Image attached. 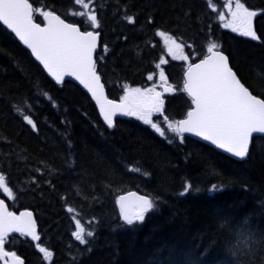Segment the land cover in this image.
<instances>
[{
	"label": "trees",
	"instance_id": "16d2710c",
	"mask_svg": "<svg viewBox=\"0 0 264 264\" xmlns=\"http://www.w3.org/2000/svg\"><path fill=\"white\" fill-rule=\"evenodd\" d=\"M213 1L217 8L209 0H90L87 8L84 1L30 0L35 10L56 12L82 29L93 27L73 10L97 15L96 68L113 99L149 85L166 54L161 31L180 41L195 56L191 61L215 44L264 99V0H241L258 13V40L224 28L223 1ZM35 19L43 22L39 13ZM181 62L168 59L163 66L164 81L174 87L162 96L164 115L174 123L191 108ZM0 177L11 192L0 188V196L12 210L34 212L39 245L52 253L50 261L41 254L38 264H264L263 136L253 137L247 158L237 161L188 136L161 138L132 117L117 118L109 128L76 83L55 84L4 27ZM213 185L223 190L210 194ZM186 186L188 194L179 195ZM129 190L154 201L144 221L131 226L117 203ZM245 219L255 234L251 252L232 234ZM81 229L86 244L75 239Z\"/></svg>",
	"mask_w": 264,
	"mask_h": 264
},
{
	"label": "snow or ice",
	"instance_id": "6c2138e0",
	"mask_svg": "<svg viewBox=\"0 0 264 264\" xmlns=\"http://www.w3.org/2000/svg\"><path fill=\"white\" fill-rule=\"evenodd\" d=\"M75 3L79 5L82 0H75ZM84 7L87 8L88 5L85 4ZM227 7L231 19L225 22L223 27L243 37L258 40L253 24V18L258 13L245 7L241 0H235V9L231 7V0ZM80 15H87L90 21L88 26H99L98 17L94 12L91 14L82 12ZM43 17L47 21L44 27L33 22V8L29 0H0V22H2L0 27L10 31L23 45L27 46L57 80L63 79L64 76H75L80 80L97 98L108 127H113V117L118 113L133 116L145 125H149L161 138L165 137L167 130L181 137V142L184 134H194L202 138L204 142H210L218 150H223L226 154L240 159L247 156L253 134H264V99L253 95L240 82L229 66L228 58L221 51H214L217 48L215 44L207 49L211 55L197 64L188 66L184 91L191 97L193 107L187 111L185 119L173 123L169 121L167 115H164L165 102L161 98V93L156 92L155 88L129 89L118 103L103 97V85L100 83V76L97 74L93 59L99 32L81 31L76 24L66 23L54 12H43ZM127 19L129 22L133 20L132 17ZM224 19L221 14L220 20ZM159 34L164 35L163 32ZM180 50L181 47L178 44L175 50L169 48L174 55ZM178 58L187 59L183 55ZM160 78L164 80L163 71L160 72ZM152 79L151 75L148 76V80ZM164 91L168 93L171 89L165 88ZM154 116L162 118L167 129L154 123ZM27 123L35 127L32 120L27 119ZM0 186H3L4 191L11 195L9 189L3 185V177H0ZM190 190V187L186 186L179 195H186ZM222 190L220 186L213 185L208 191L214 194ZM130 196L134 199L127 196L119 197L122 219L128 226L133 225L134 222L142 223L145 215L154 208V201L147 196L135 194ZM248 223L245 219L241 224L236 225L232 229V234L235 238L239 233L238 242L245 247L246 252H251L255 234L248 228ZM221 227L223 228L224 225ZM10 233H22L35 241L40 239L36 235L31 212H21L17 216L7 211L3 202L0 201V259L11 257L12 264H23L15 252L5 251L4 246ZM82 233L81 229L75 234V239L81 244H86L87 241ZM88 235L92 236L93 233ZM36 247L45 258L52 256L51 252L38 244Z\"/></svg>",
	"mask_w": 264,
	"mask_h": 264
},
{
	"label": "water",
	"instance_id": "95a60500",
	"mask_svg": "<svg viewBox=\"0 0 264 264\" xmlns=\"http://www.w3.org/2000/svg\"><path fill=\"white\" fill-rule=\"evenodd\" d=\"M29 3L32 5V8H33V22L34 23H38V24H40L41 25V27H44L45 25H46V23H47V21L44 19V17H43V13H42V18H43V23H39V22H37L36 20H35V18H34V6H33V4L29 1ZM46 12V11H45ZM50 12H53V11H50ZM56 15H58V16H60L59 14H57L56 12H54ZM60 18L61 19H63V20H65V22L66 23H71V24H76L79 28H80V30L81 31H95V30H83V29H81V27L79 26V24H77V23H73V22H70V21H68V20H66V19H64L63 17H61L60 16ZM0 24L2 25V22H0ZM10 32V31H9ZM96 32H99V31H96ZM11 33V32H10ZM13 36H14V34H12ZM15 37V36H14ZM16 38V37H15ZM16 40L24 47V48H26L29 52H30V54H31V56L33 57V59L38 63V64H40V66L42 67V69L44 70V72L47 74V76L54 82V83H56V84H58V85H60V84H62V83H64L65 81H72V82H74V83H76L89 97H90V99L92 100V102L94 103V105H95V107L97 108V111H98V113H99V115H100V118H101V120L103 121V123L105 124V125H107V122L106 121H104V119H103V112L100 110V104L97 102V98L95 97V96H93L92 95V93L84 86V84H82L81 82H80V80H78L75 76H64L63 77V79H61V80H57L51 73H49L48 72V69L47 68H45L44 67V65H43V62L42 61H39L36 57H35V55L31 52V50L30 49H28L27 48V46H25V45H23V43L22 42H20L19 40H18V38H16ZM99 46H100V32H99V37H98V40H97V49H96V51L93 53V59H94V61H95V63H96V52H97V50H98V48H99ZM215 50H219V51H221L227 58H228V56H227V54L225 53V52H223L222 50H220V49H214V51ZM209 55H211V53H207L204 57H202L201 59H198L197 61H195V62H192L191 64L192 65H194V64H197V63H199L200 62V60H202V59H205L207 56H209ZM228 63H229V66L231 67V64H230V62H229V59H228ZM190 65V64H189ZM188 65V66H189ZM188 66H187V68L185 69V71H184V74H183V77H184V83L186 82V79H187V70H188ZM232 68V67H231ZM232 70H233V72L236 74V76H237V78L240 80V78H239V76L237 75V73L235 72V70L232 68ZM97 74L100 76V74L97 72ZM240 82L243 84V82L240 80ZM100 83L103 85V97H106L108 100H113V101H116L117 103L119 102V100H115V99H112V98H110L109 96H108V93H107V89H106V86H105V83L102 81V78H101V76H100ZM184 83H183V90H184ZM245 87H247L245 84H243ZM248 88V87H247ZM249 89V88H248ZM249 91L251 92V90L249 89ZM185 92V91H184ZM186 93V92H185ZM252 93V92H251ZM187 94V93H186ZM253 94V93H252ZM188 95V94H187ZM253 95H255V94H253ZM255 96H257V95H255ZM188 97H190L189 95H188ZM258 98H260V99H262L261 97H259V96H257ZM190 99H191V97H190ZM192 107H193V105H192ZM190 110V109H189ZM126 117H128L127 115H123V114H120V113H118L116 116H114L113 117V126L115 125V120L117 119V118H126ZM186 118V115H185V117H183V118H181V119H185ZM181 119H179V120H181ZM178 120V121H179ZM177 121V122H178ZM112 128V127H111ZM185 136H189V137H192V138H194V139H197V140H199V141H201V142H203V143H206L207 145H209V146H211V147H213V148H215L216 150H218L215 146H213V145H211L210 144V142H204L203 141V139L202 138H200V137H196L194 134H190V133H186V134H184ZM254 136H264V134H259V133H254L253 134V136L251 137V139H250V147H249V151H250V148H251V143H252V138L254 137ZM218 151H220L221 153H223V154H225V155H227L228 157H230V158H232V159H234V160H237V161H243V160H245L246 158H247V156H248V154H249V152H248V154H247V156L245 157V158H243V159H240V158H236V157H234V156H232L231 154H226L223 150H218ZM130 194H135L136 196H147L149 199H150V197L148 196V195H146V194H143V193H141V192H138V191H136V190H129V191H126V192H124V193H122L119 197H121V196H127V197H129L130 199H134V197H132V196H130ZM119 197H118V206H119V208H120V203H119ZM0 201H2L3 202V204H4V206H5V208L7 209V211H8V207H7V203H6V201L4 200V199H2V198H0ZM121 210V209H120ZM25 211H28V212H31L32 213V219H33V221L35 222V217H34V213L32 212V211H30V210H25ZM25 211H20L19 213H16V212H13L15 215H17V216H19L20 215V213L21 212H25ZM35 232H36V235H38V227H37V225H36V223H35ZM27 237H29L30 239H32L30 236H27ZM33 241H35V240H33ZM39 241V240H38ZM35 242H37V241H35ZM10 258V260H12V258L11 257H9ZM21 258V257H20ZM21 260L23 261V259L21 258Z\"/></svg>",
	"mask_w": 264,
	"mask_h": 264
},
{
	"label": "rangeland",
	"instance_id": "374dc122",
	"mask_svg": "<svg viewBox=\"0 0 264 264\" xmlns=\"http://www.w3.org/2000/svg\"><path fill=\"white\" fill-rule=\"evenodd\" d=\"M82 1H84V4H87L89 6L90 0H82ZM222 1H223V4L220 7V15L223 14V16L225 18L223 20V23H225V22H227V21H229L231 19V14H230L229 8L227 7V5L229 4L230 0H222ZM209 2H210V5L213 8H217V6H216V4H215V2L213 0H209ZM231 7H232V9H235V0H231ZM42 12H43L42 9H40L38 11V13H41V14H42ZM82 12L83 11L73 10V13H71V14H73L75 17H78L79 18V17L82 16V15H80V13H82ZM91 13H92V11L91 12L90 11L88 12V14H91ZM92 27L94 29L97 28L96 26H92ZM90 29H92V28H90ZM160 37H161V40H162V42L164 44L166 55L163 56L159 60L158 65H157L156 72L149 74V76L151 75L153 77V79L152 80H149L150 83L146 87V89L147 88H155V91L156 92H160L161 93V96H162L163 93H166L164 91L165 88H170L171 89V86H173V85H168V83H166L164 80L162 81L161 78H160V72L163 71V73H164L163 65L166 64L167 60L168 59H174V60L182 61V62H184V64H187V63H189L191 61L192 57H195V56L194 55H192V57L189 56L188 53L185 51L184 45L180 41H178L175 37H173L172 35H170L168 33H164V35H160ZM177 44L180 45L181 50L179 52H176L175 55H174L173 52H170L169 51V48H172V49L175 50V46ZM180 55H183V56L187 57V59H184V60L179 59L178 57ZM162 61H163V63H162ZM173 89H174V87H173ZM130 117H132V118L140 121L137 117H133V116H130ZM140 122H142V121H140ZM153 122L154 123H157L159 127L164 128V129H167V125L165 123L161 122V120L157 121L153 117ZM170 132H171L170 130H167L166 131V134H165V137H167L168 133H170ZM2 188H3V186H2ZM78 227L81 228V226H78ZM47 259H49V257Z\"/></svg>",
	"mask_w": 264,
	"mask_h": 264
},
{
	"label": "flooded vegetation",
	"instance_id": "af4514ba",
	"mask_svg": "<svg viewBox=\"0 0 264 264\" xmlns=\"http://www.w3.org/2000/svg\"><path fill=\"white\" fill-rule=\"evenodd\" d=\"M37 244H35L32 240L28 239L22 234L19 233H13L10 234L8 237V241L5 244V250L8 252H15L17 256H22L24 259V253L27 255L29 259V262L25 259V264H38L41 252L39 251V248L36 247ZM27 250V252H26ZM12 264V260H9L8 258H5V260H0L1 264Z\"/></svg>",
	"mask_w": 264,
	"mask_h": 264
},
{
	"label": "bare ground",
	"instance_id": "6f19581e",
	"mask_svg": "<svg viewBox=\"0 0 264 264\" xmlns=\"http://www.w3.org/2000/svg\"><path fill=\"white\" fill-rule=\"evenodd\" d=\"M172 61V60H171ZM177 62V61H176ZM182 63V62H181ZM184 63V62H183ZM170 64V63H169ZM178 71V70H177ZM182 74V73H181ZM175 86V85H174ZM173 87V86H172ZM174 92H176V90L174 91ZM173 94V93H172ZM175 94V93H174Z\"/></svg>",
	"mask_w": 264,
	"mask_h": 264
}]
</instances>
